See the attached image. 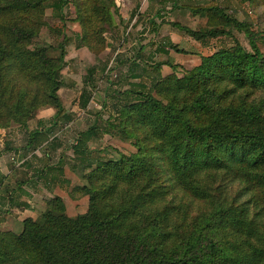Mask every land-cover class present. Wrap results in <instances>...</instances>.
Here are the masks:
<instances>
[{
    "label": "trees",
    "instance_id": "1",
    "mask_svg": "<svg viewBox=\"0 0 264 264\" xmlns=\"http://www.w3.org/2000/svg\"><path fill=\"white\" fill-rule=\"evenodd\" d=\"M169 1L176 8L177 0ZM246 1L264 17V0ZM46 3L60 22L74 4L81 44L93 53L115 8L113 0H0V128L25 125L42 107L55 110L48 126L40 121L29 130V150L61 116L69 120L57 94L68 38L31 48ZM185 8L206 19L204 29L178 27L194 41L239 32L250 49L220 47L181 78H159L154 94L129 91L139 99L122 108L129 133L122 131L135 152L89 161L80 188L88 196L85 214L67 217L54 197L19 234L0 233V264H264V100H257L264 53L251 25L220 6ZM81 96L86 107L90 94ZM97 129L80 133L75 154H91L83 144Z\"/></svg>",
    "mask_w": 264,
    "mask_h": 264
},
{
    "label": "rangeland",
    "instance_id": "2",
    "mask_svg": "<svg viewBox=\"0 0 264 264\" xmlns=\"http://www.w3.org/2000/svg\"><path fill=\"white\" fill-rule=\"evenodd\" d=\"M113 1V25L100 28L98 53L81 44V27L73 3L65 7L63 22L54 17L49 3L44 4L42 24L31 48L43 44L55 47L63 37L68 38L60 74L63 86L57 94L69 120L64 121L61 116L53 133L34 150L24 148L30 139L29 130L40 121L48 126L55 114L53 108L36 110L25 125L9 122L0 128V233L19 234L22 222L39 219L54 197L62 200L69 218L88 211V196L80 188L86 184L84 175L89 172V161L116 157L118 152L130 155L136 150L123 133H129V129L121 110L139 99L127 95L129 91L154 94L153 86L159 78L171 73L181 78L185 71L200 65L202 56L211 55L220 47L237 42L250 49L249 40L239 32H233L229 39L194 41L178 27L204 29L206 19L193 15L186 6L212 2L228 15L249 23L257 37L256 45L264 53V17L260 18V7L254 11L246 0H177L174 9L172 1ZM171 42L182 53L170 49ZM159 64L161 67L156 69ZM134 74L139 78H133ZM84 90L91 97L86 107H82ZM258 95L257 100H264L263 92ZM92 126L98 127L97 134L83 144L91 154H75L72 145L81 132ZM233 188L230 186L229 191Z\"/></svg>",
    "mask_w": 264,
    "mask_h": 264
},
{
    "label": "crops",
    "instance_id": "3",
    "mask_svg": "<svg viewBox=\"0 0 264 264\" xmlns=\"http://www.w3.org/2000/svg\"><path fill=\"white\" fill-rule=\"evenodd\" d=\"M35 181V180H34ZM34 181L32 182L34 184Z\"/></svg>",
    "mask_w": 264,
    "mask_h": 264
}]
</instances>
